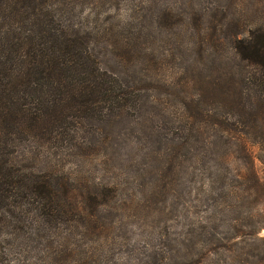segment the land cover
<instances>
[{
    "label": "rangeland",
    "instance_id": "rangeland-1",
    "mask_svg": "<svg viewBox=\"0 0 264 264\" xmlns=\"http://www.w3.org/2000/svg\"><path fill=\"white\" fill-rule=\"evenodd\" d=\"M189 1L56 0L59 15L92 37L104 69L134 100L77 139L21 144L17 163L71 177L97 204L106 193L108 206L72 221L46 224L28 214L7 223L5 264H216L227 258L220 240L242 229L234 230L237 222L254 215L264 225V203L236 200L244 192L235 173L244 167L226 152L184 142ZM209 64L198 62L203 79L215 75ZM256 166L264 181V165Z\"/></svg>",
    "mask_w": 264,
    "mask_h": 264
},
{
    "label": "trees",
    "instance_id": "trees-1",
    "mask_svg": "<svg viewBox=\"0 0 264 264\" xmlns=\"http://www.w3.org/2000/svg\"><path fill=\"white\" fill-rule=\"evenodd\" d=\"M55 2L0 0V245L6 241L4 226L20 223L25 215L54 224L62 216L69 221L77 215L94 217L97 208L108 206L106 193L97 204L91 195L83 197L71 177L17 163L21 144L77 139L134 100V93L121 90L104 69L92 37L59 15ZM187 6L183 117L189 135L184 142L226 152V158L239 162L244 169L235 180L244 196L241 201L236 194V200L257 206L264 203V181L256 166V160L264 165V4L190 0ZM204 58L215 74L211 79L200 75L198 62ZM182 145L181 139L175 142L176 154ZM257 224L254 215L237 222L234 230L242 228L237 237L219 243L227 258L215 263L264 264L259 249H264V225ZM4 256L0 249V264Z\"/></svg>",
    "mask_w": 264,
    "mask_h": 264
}]
</instances>
